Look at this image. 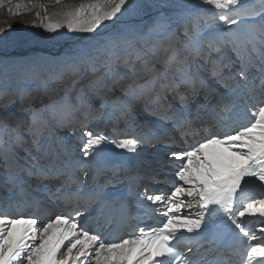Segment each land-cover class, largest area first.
<instances>
[{"label":"snow or ice","instance_id":"snow-or-ice-1","mask_svg":"<svg viewBox=\"0 0 264 264\" xmlns=\"http://www.w3.org/2000/svg\"><path fill=\"white\" fill-rule=\"evenodd\" d=\"M3 3L0 0V6ZM202 3L218 10L217 23L190 14L192 19L185 21L190 27L186 26L182 35L163 23L155 36L145 28L105 33L103 29L115 24L131 7L130 0H90L65 13L63 22L43 24L41 20L49 33L66 28L74 34V44L57 58L61 71L53 79L63 80L69 73L75 79L64 95L40 108L32 107L30 94H19L20 112L31 116L26 135L20 131L24 119L8 112L7 104L0 105V188L13 194L6 200L0 198V264H196L191 247H178L185 233L208 239L217 253L215 264H264V242L251 243L257 236L245 220L258 217L257 231L264 235V0ZM230 53L239 64L236 69ZM200 60L210 66L205 71H210L211 81L194 69ZM85 67L90 76H86ZM121 68L127 70L124 75L132 76L120 87L124 98L114 96L110 105L108 85L116 82ZM82 79L86 80L83 84ZM215 84H222L233 97L219 95ZM256 90L260 98L248 108V122L236 123L228 131L209 132L186 150L168 154L180 162L170 191L151 193L145 189L136 194L133 203L142 196L156 205L154 211L164 217L162 222L134 228L121 239L90 231L80 221L97 203H110L113 213L121 217L130 215L128 200L110 197L103 185L82 179V175L88 176V164L101 157L103 146L111 143L116 149L138 154L142 144L155 139H110L88 129L90 115L118 104L127 123L135 105L144 102L150 111L172 121L187 135L195 123L214 122L239 100L254 97ZM72 91H76L74 102ZM201 95L203 103L197 100ZM213 96H218V106L210 104ZM94 99L100 101L96 108ZM58 110L84 115L86 130L78 155L61 142V154L66 157L61 158L53 145L44 141L51 122L56 126L64 123ZM205 111L207 116L202 115ZM44 112L49 114L47 118L41 115ZM17 149L25 155L20 157ZM65 200L84 201L85 211L54 218L49 214L46 221L37 211L24 214L28 208L39 210ZM218 228L232 233L230 243L217 241L212 230Z\"/></svg>","mask_w":264,"mask_h":264},{"label":"bare ground","instance_id":"bare-ground-1","mask_svg":"<svg viewBox=\"0 0 264 264\" xmlns=\"http://www.w3.org/2000/svg\"><path fill=\"white\" fill-rule=\"evenodd\" d=\"M89 2L90 0H61V3L57 4L55 3V0H35V6L33 7L32 11L25 13L23 14V16L16 19L0 22V37L3 38L0 39V42H3V44H6L7 41H16L21 39H24L27 42L26 47L32 46L37 42L43 43V41L52 42L54 44L58 43V45H56L54 50L50 53L44 52V50L37 52L36 56L38 60L34 65H32L34 71L33 76H31V74L22 75L21 73V75L19 74L18 76L16 74L12 75L9 78V81H12L13 87H17L20 91L36 87L42 94L43 92H46L49 82L53 81L60 83L63 82L66 78L72 76L69 73L65 75L63 80L56 81L53 79L55 75L61 71V66L57 62V58L68 51L70 46L74 44L76 39L74 34L67 32L66 28L58 30L55 34L49 33L42 26L41 20H43V24H47L49 21L53 23L58 21L63 22L65 20V13L76 9L81 4H87ZM246 2L251 4L255 2V0H246ZM130 3L131 7H129L128 10L120 16V19L116 21L115 24L109 23L108 27L103 29L105 33H112L126 28H145L149 31L150 35L155 36L158 34L159 25L163 23L171 29L177 30L182 35L184 28L186 26L190 27V23L186 25V18L188 19V21H190L192 19V16L190 14L193 13L197 14L202 19H206L209 24L215 25L217 23L214 17L218 10L215 9L214 6L202 3V0H130ZM37 13L40 14L39 17H37ZM241 27H247V25H241ZM207 31H214V29H208ZM63 44H65V46H63ZM230 55H232L233 61L235 62V55L232 53H230ZM50 64H52L51 66H53V73L51 76L47 71ZM208 67L210 66L205 65L204 61L202 60L197 61L194 65V69L196 71L201 72L205 75L206 79L211 81L212 77L210 71H205V69ZM238 67V62H235L233 64V68L236 69ZM84 71L86 73V76L90 75V73L87 72L86 67L84 68ZM252 71L255 72V69L253 68ZM140 74L142 75L143 73L141 72ZM20 76H27L25 83L22 84L17 81L18 77L20 78ZM32 79L35 80L34 85L32 84ZM258 82L259 81H255V83ZM118 86L119 82H109L108 87L110 88V105H112L113 103L112 97L115 96L114 90ZM214 87L219 95H223L229 98L233 97V94L222 84H215ZM45 94L46 93H44V95L42 94V97H45ZM89 94L90 96L92 95L91 93ZM171 95V93L167 94L169 100H171ZM120 98H124L123 93L121 94ZM259 98V90H256L254 97L239 100L234 109L227 113H220V115L216 117L214 122L203 124L200 122L195 123L190 129H187V135H182V130L176 128L172 121L168 120V123H166L167 120H162L159 114L150 111V108L146 107L144 102H140L135 105L132 118L127 123L124 119H121L118 104L115 108L110 107L108 110H105V112L100 116L96 112L93 115H90V117L88 118V129L94 132L102 133L108 136L110 139H120L125 136H136L141 139H146L148 137L154 136L155 139L152 140L154 142L151 143V145H149L147 142L145 144H142L138 150V154L116 149L111 143H109L103 146L101 156H105L108 153L126 154L127 159L125 161L131 162L129 164V169L131 171L130 174L135 173L141 178V183L139 184V188L141 189V191L144 192V190L147 189L148 192L151 193H159L162 191L167 192L170 191L172 186L176 183L174 173L176 167L180 163L177 160L170 159L168 154L174 151L179 152L186 150L191 143L200 140L209 132L228 131L235 128L236 123L243 124L248 122L251 118L248 108L257 103ZM39 99L37 100V102L39 101ZM197 100L200 103H203V95L199 96ZM99 102L100 101L98 100L97 104ZM97 104H93V107H95ZM210 104L212 106H218V96H213L211 98ZM193 107H195V105ZM112 112H115L116 114L111 115ZM145 113L146 115H148V118L146 119L144 117ZM202 115L207 116L208 112L205 111L204 113H202ZM149 120L152 122H149ZM73 121L74 133L70 134L68 131H62L63 129H61L58 136L63 135L62 137L65 140L68 139V137H73L74 135L77 138V143H75V145H80L83 133V130L80 127L84 122V115L82 114L78 116ZM170 131L174 132L173 135ZM44 141L52 145L56 143V141L54 140V135L52 133L48 134L47 131L44 134ZM31 147L32 145L30 142V148ZM67 148L72 151L74 155L79 154V149L74 150L70 146ZM163 150H166L167 152L163 154ZM55 151L57 154H61L60 144L55 148ZM19 152H22L19 153L20 157H23L25 155V152L23 150L19 149ZM161 154H163V160H165L164 157H166V164L164 165H162V163H160L159 161V156ZM61 158L66 157H63L61 154ZM120 165L121 161H119V165H117L118 172L124 175L123 178H127V175H125L127 174L126 169H121L119 167ZM158 168L163 169L162 173H160V177H157ZM97 169L99 168L97 167L96 159L95 161H91L88 164L86 169L88 172V176L85 177L81 174L82 179L87 181L89 184L93 182L101 184L105 180V178H101L100 180L97 175ZM93 178L95 179L93 180ZM163 188L167 189L162 190ZM12 195L13 194L11 192L0 188V198L6 200ZM81 203L82 201L65 200L57 202L55 204L50 203L47 208H41L39 210H36L35 208H28L26 209L24 214L27 215L31 214L34 211H37L38 215H41L44 220H47L49 218V214H51V216L53 217V215H55V210L57 208H60V212L58 214L67 215L71 213L74 215L77 210L85 211V206H82ZM95 206L96 204L89 207L88 210L85 211V214L79 219L81 222H88V225L86 226L90 231H94L93 229H91V223H97L99 225V229L97 231H100L106 235L107 231H103L105 223L100 222L101 219H96L95 212L92 208ZM186 210L188 209H185L184 211ZM159 218L161 222L164 219V217L161 216H159ZM245 220L248 224L249 230L251 232H255L257 236V240L252 241L251 243L257 244L264 242V235L257 231V226L260 223V219L258 217H245ZM109 229H113V226H110ZM118 238H126L125 232ZM204 245L205 244H203L199 248H196L194 245H188L184 248L191 247L193 249V253H195V256H193V253H188L187 255L193 256L196 264H205L206 261H208L210 264H212V262L213 264H215L217 254H214L212 251H202V249H204L205 247Z\"/></svg>","mask_w":264,"mask_h":264},{"label":"rangeland","instance_id":"rangeland-1","mask_svg":"<svg viewBox=\"0 0 264 264\" xmlns=\"http://www.w3.org/2000/svg\"><path fill=\"white\" fill-rule=\"evenodd\" d=\"M18 4L20 5L19 8H17ZM34 6H35V0H4L3 5L0 6V22H4L7 20H12V19L21 17L23 16V14L32 11ZM26 43L27 42L24 39L16 40V41L14 40L7 41L6 44H3V42H0V105L7 104L8 112L12 113L17 118L24 119L25 122L23 125H21L20 131L21 133H24L25 135H26V130H27L28 125L31 124V116L29 115L25 117L24 114L20 112L19 94L21 92H26L30 94L28 96V100L31 103L32 107L40 108L42 104H48L51 100L57 99L58 97L64 95L65 89L69 87L72 84V81L74 80V77L72 78V76H70L71 78L68 77L63 82H60V83L53 82V81L49 82L47 85L48 87L46 89V92L42 93L43 95L44 93H46L45 97H42L43 95L41 94V92L38 91L36 87L31 88V89H24L22 91H20L17 87H13L12 81L11 80L9 81V78L12 75L16 74L18 76L21 73L22 75L31 74V76H33L34 71H33L32 65H34L38 60L36 56L37 52L44 50V52L50 53L54 50L55 46L58 45V43L54 44L52 42L43 41V43L37 42L36 44H33L32 46L26 47ZM63 46H65V44H63ZM51 65L52 64H50L47 69V71L50 73V76L53 73V66ZM155 66L159 68L158 64ZM126 71H127L126 69L121 68L122 74L116 80V82H119V86L114 90L115 96H119V97L121 96L122 92L120 91V87L124 85V83L129 79V77L132 76V73H127V75H124L123 73H125ZM138 72H139V69H138ZM26 78L27 76H22V77L20 76V78L18 77L17 81L23 84L25 83ZM84 80L85 79H82L80 81L81 84L86 82V80L85 81ZM34 83H35V80L32 79V84L34 85ZM79 86L80 85H77V87ZM75 97H76V91H72L70 93V99H72L73 102L75 101ZM38 99L39 101L37 102ZM97 101L98 100H95V101L93 100L92 105L97 104ZM99 104L100 102L93 108L98 107ZM104 112L105 111H100L99 113L102 115ZM82 114H83L82 112L71 114V113L64 112L62 110H58V115L61 118H63L64 123L60 126H56L54 122H51L49 124V129L46 130L48 134L52 133L54 135V140L56 141V143L53 145L54 148H56L59 144L61 145V142H62L66 147L70 146L74 150L79 149V144L75 145V143H77L76 136L73 135V137H68V139L64 140L62 137L63 135L58 136V134L61 129H63L62 131H68L70 134L74 133V130H73L74 121L73 120ZM41 115L47 118L49 114L47 112H44ZM147 116L148 115H146L145 113L144 114L145 119L148 118ZM121 119H124L123 116H121ZM149 122H152V121L149 120ZM13 123L15 124V120L13 121ZM84 123H85V120L82 126L80 127L83 131L86 130L83 127ZM166 123H168V120L166 121ZM88 127H89V123H88ZM28 139L30 140V138ZM30 142L31 141H29V144H28L29 147H30ZM153 142L154 141H152L151 143ZM151 143H148V144L151 145ZM17 152L18 154L22 153V152H19V149H17ZM164 162L166 164V161ZM163 189L165 190L167 188H163ZM186 211H189V210H186ZM59 212H60V208H57L55 210V215L58 214ZM55 215L51 217L54 218Z\"/></svg>","mask_w":264,"mask_h":264}]
</instances>
